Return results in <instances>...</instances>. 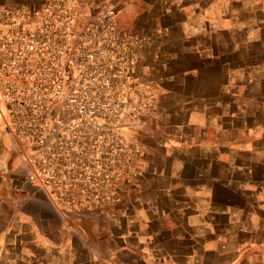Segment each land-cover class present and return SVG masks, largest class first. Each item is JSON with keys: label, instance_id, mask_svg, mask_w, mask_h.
<instances>
[{"label": "rangeland", "instance_id": "rangeland-1", "mask_svg": "<svg viewBox=\"0 0 264 264\" xmlns=\"http://www.w3.org/2000/svg\"><path fill=\"white\" fill-rule=\"evenodd\" d=\"M175 3L0 0V145L11 178L74 212L71 225L100 239L101 264L115 226L164 203L160 167L174 134L190 130L172 94L188 43L151 40L188 14Z\"/></svg>", "mask_w": 264, "mask_h": 264}, {"label": "crops", "instance_id": "crops-1", "mask_svg": "<svg viewBox=\"0 0 264 264\" xmlns=\"http://www.w3.org/2000/svg\"><path fill=\"white\" fill-rule=\"evenodd\" d=\"M175 8L188 14L151 40L188 43L172 94L190 130L160 167L164 203L109 232V264H264V0ZM8 159L1 144L0 264H101L100 239L43 187L11 178Z\"/></svg>", "mask_w": 264, "mask_h": 264}, {"label": "built area", "instance_id": "built-area-1", "mask_svg": "<svg viewBox=\"0 0 264 264\" xmlns=\"http://www.w3.org/2000/svg\"><path fill=\"white\" fill-rule=\"evenodd\" d=\"M32 179V178H31Z\"/></svg>", "mask_w": 264, "mask_h": 264}]
</instances>
